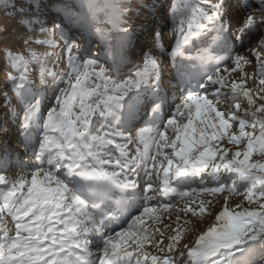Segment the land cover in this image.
<instances>
[{
	"label": "snow or ice",
	"instance_id": "obj_1",
	"mask_svg": "<svg viewBox=\"0 0 264 264\" xmlns=\"http://www.w3.org/2000/svg\"><path fill=\"white\" fill-rule=\"evenodd\" d=\"M0 185V264H264V0H0Z\"/></svg>",
	"mask_w": 264,
	"mask_h": 264
},
{
	"label": "rangeland",
	"instance_id": "obj_2",
	"mask_svg": "<svg viewBox=\"0 0 264 264\" xmlns=\"http://www.w3.org/2000/svg\"><path fill=\"white\" fill-rule=\"evenodd\" d=\"M175 2H176V0H164V3H166V4H171V3H175ZM161 26L164 27V22H163V21L161 22ZM170 27H171V18L168 19V21H167V27H164V35H163V38L159 41V43H161L165 48H169L170 41H171V36H170V33H169V28H170ZM144 39H147V37L142 38L141 43H143ZM151 46H152L153 49H154V51H153V55H155L157 58H159V57H161V56H162L164 59H165V57L167 58V56H163V55L159 52L158 48H155L154 45H151ZM202 47H207V45H204V46H202ZM38 50H39V51H44L45 49L40 48V49H38ZM196 54H197V53L194 51V52H193V56H195ZM219 54L222 55L221 53H219ZM170 62H171V61H170ZM170 62H166V61H165V63H167V64L169 65L168 73H171L172 75H177L176 72H174L175 67L171 66L172 63H170ZM162 66H163V65H162ZM55 70H56V71H60V70H61V67H57ZM166 70H167V69H166ZM133 71H134V69H133ZM246 71L251 72L252 69H250V68H246ZM168 73H167V74H168ZM164 74H165V72H164ZM168 78H169V76H168ZM169 79H170V78H169ZM170 80H172V79H170ZM249 83H251V82H249ZM175 85H176V84H174L173 86L175 87ZM49 95H50V93H49ZM176 95H178V92H177L176 94H174V96H176ZM46 104H47V101H44V103H43V107H42V110L46 107ZM221 104H222L223 107L228 108V107H229L228 105H231L232 102H231V101H221ZM241 105H242V108H243V107L246 105V101H242V102H241ZM241 150H242V149H241ZM258 158H259V157L254 153V154H253V157H252V160H256V159H258ZM18 171H20V170H18ZM16 172H17V170H13V171H11V172H9V173H7V174H11L13 178H18L20 172H18L17 174H16ZM29 178H30V177H29ZM38 179H40V178L38 177ZM198 181H199V178H197V182H198ZM205 183H206L208 186H215L217 182H216L215 180H213L211 177H205ZM193 186H196V185L194 184ZM0 190H3V186H2V185H0ZM192 195H193L194 198H196L197 200H199V199H201V198H203V199H208V200H212L214 203H216L217 205H219V203H220V197H222L223 194H217V195H211V194H202V195L192 194ZM240 200H241V197L236 196V195H233V196L230 197L229 203H230V204H234L235 202L240 201ZM253 207H255V205H253ZM203 225H204V224L201 225V228H203ZM10 227H11V225H10ZM204 228H205V227H204Z\"/></svg>",
	"mask_w": 264,
	"mask_h": 264
},
{
	"label": "bare ground",
	"instance_id": "obj_3",
	"mask_svg": "<svg viewBox=\"0 0 264 264\" xmlns=\"http://www.w3.org/2000/svg\"><path fill=\"white\" fill-rule=\"evenodd\" d=\"M164 67V66H163ZM167 69V70H166ZM176 69V68H175ZM168 70H169V65L167 64V63H165V75H164V81H165V85L167 84V83H169V80H168V78H167V73H168ZM169 100V99H168ZM170 101V100H169ZM229 107L231 106V105H228ZM43 107V106H42ZM9 178H13L12 177V175L11 174H6ZM212 222V220H211V218H209L208 219V221L203 225V228L205 227H207L208 226V224H210Z\"/></svg>",
	"mask_w": 264,
	"mask_h": 264
}]
</instances>
